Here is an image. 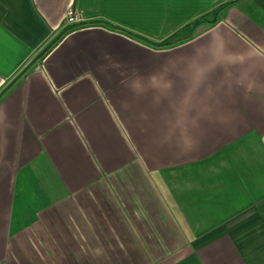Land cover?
Masks as SVG:
<instances>
[{"label": "crops", "instance_id": "obj_1", "mask_svg": "<svg viewBox=\"0 0 264 264\" xmlns=\"http://www.w3.org/2000/svg\"><path fill=\"white\" fill-rule=\"evenodd\" d=\"M209 33L264 55V0H0V264H264V74L184 154L125 107Z\"/></svg>", "mask_w": 264, "mask_h": 264}, {"label": "clouds", "instance_id": "obj_2", "mask_svg": "<svg viewBox=\"0 0 264 264\" xmlns=\"http://www.w3.org/2000/svg\"><path fill=\"white\" fill-rule=\"evenodd\" d=\"M227 43L226 37L209 33L206 40L178 50L151 72L131 70L123 82L125 107L154 146L179 154L193 151L207 124L227 123L224 98L259 86L264 55L237 59L227 51Z\"/></svg>", "mask_w": 264, "mask_h": 264}, {"label": "built area", "instance_id": "obj_3", "mask_svg": "<svg viewBox=\"0 0 264 264\" xmlns=\"http://www.w3.org/2000/svg\"><path fill=\"white\" fill-rule=\"evenodd\" d=\"M82 20L80 13H76L74 10H69L66 17L65 23L71 24Z\"/></svg>", "mask_w": 264, "mask_h": 264}]
</instances>
